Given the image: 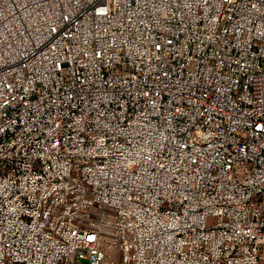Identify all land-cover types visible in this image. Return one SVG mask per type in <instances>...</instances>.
Here are the masks:
<instances>
[{
  "label": "built area",
  "instance_id": "obj_1",
  "mask_svg": "<svg viewBox=\"0 0 264 264\" xmlns=\"http://www.w3.org/2000/svg\"><path fill=\"white\" fill-rule=\"evenodd\" d=\"M0 264H264V0H0Z\"/></svg>",
  "mask_w": 264,
  "mask_h": 264
}]
</instances>
